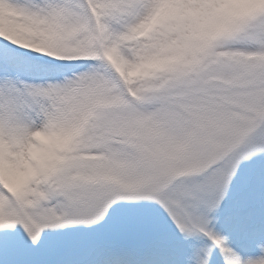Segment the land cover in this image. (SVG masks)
Segmentation results:
<instances>
[{
	"label": "snow or ice",
	"instance_id": "1",
	"mask_svg": "<svg viewBox=\"0 0 264 264\" xmlns=\"http://www.w3.org/2000/svg\"><path fill=\"white\" fill-rule=\"evenodd\" d=\"M0 264H264V0H0Z\"/></svg>",
	"mask_w": 264,
	"mask_h": 264
}]
</instances>
